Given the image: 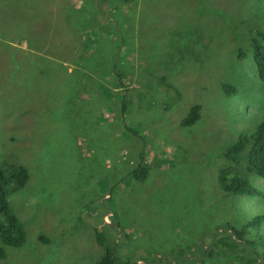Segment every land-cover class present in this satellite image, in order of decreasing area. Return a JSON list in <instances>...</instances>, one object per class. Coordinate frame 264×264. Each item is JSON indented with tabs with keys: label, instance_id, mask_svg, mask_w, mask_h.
<instances>
[{
	"label": "rangeland",
	"instance_id": "obj_1",
	"mask_svg": "<svg viewBox=\"0 0 264 264\" xmlns=\"http://www.w3.org/2000/svg\"><path fill=\"white\" fill-rule=\"evenodd\" d=\"M92 1L0 0V164L30 172L9 196L27 239L0 264H95L97 226L142 264H264V177L225 155L264 122V0H95L116 28L89 54L74 9ZM225 166L260 193H226Z\"/></svg>",
	"mask_w": 264,
	"mask_h": 264
},
{
	"label": "trees",
	"instance_id": "obj_2",
	"mask_svg": "<svg viewBox=\"0 0 264 264\" xmlns=\"http://www.w3.org/2000/svg\"><path fill=\"white\" fill-rule=\"evenodd\" d=\"M106 2L117 3L119 6L122 3H130L134 0H105ZM100 2V0H99ZM85 7L83 10L74 9V13H77L80 18L78 22L81 26L80 34L84 40L86 46V52L89 54H95L96 48L100 41V34L104 36H114L115 32V22L111 20L108 11L104 12L98 3L93 0L91 3H82ZM112 11L117 13L118 7L112 9ZM101 14H107V23H102L99 25L98 17ZM98 14V15H97ZM103 15V16H105ZM34 20L37 22V17L34 19L28 16L26 20ZM25 21V20H23ZM115 27V28H114ZM264 40V32L260 34ZM115 37V36H114ZM121 43H119L118 47ZM251 49L253 52L254 60L257 66V70L261 80L264 82V45L259 41L258 38H252ZM116 53V52H115ZM117 56V54H116ZM108 68V67H107ZM103 72L111 75L114 72L115 79L124 86L123 76L121 70H119L116 65L113 66L112 70L104 68ZM108 71H112L109 73ZM113 74V73H112ZM117 77V78H116ZM109 88L107 85H102ZM224 88L227 93L232 94L235 92V88L229 83L224 84ZM121 107L124 112L129 108V104L125 100L121 103ZM201 106L196 104L191 107L188 114L181 120V125L190 126L196 123L201 116ZM225 155L227 159L238 163V157L242 158L246 168L249 172H255L256 174L264 177V122L256 128L252 133H242L240 134L238 140L230 145L226 151ZM144 163V162H143ZM141 162L132 169L131 174L137 181H145L149 175L150 169L146 164ZM242 169L237 168V166H232L229 168L225 166L219 171V182L223 190L228 194H259L260 191L253 186V184L241 175ZM30 179L29 169L23 164H0V240L3 246H0V259L6 257L7 252L5 246L20 247L27 239L26 228L21 221L20 217L17 215L15 210L12 208L9 196L11 192L22 189ZM264 215L256 216L249 222V225L258 224L262 222ZM238 237L243 241L242 234L244 230L237 231ZM96 241L98 244L105 248V255L98 260L95 264H142L130 257H123L118 254L116 248L108 240L104 229L101 226L95 227ZM223 240V239H221ZM225 241V240H224ZM235 241L232 242V247L234 248ZM244 245V249H245ZM183 257L184 252L177 255V257ZM148 264H161L158 263L157 259ZM164 264H179L166 261Z\"/></svg>",
	"mask_w": 264,
	"mask_h": 264
}]
</instances>
